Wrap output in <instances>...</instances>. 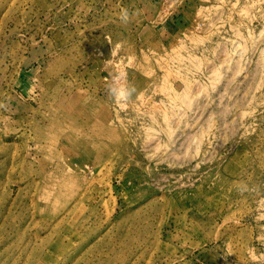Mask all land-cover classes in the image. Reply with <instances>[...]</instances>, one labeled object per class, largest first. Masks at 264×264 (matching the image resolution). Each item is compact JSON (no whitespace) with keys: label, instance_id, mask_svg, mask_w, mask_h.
<instances>
[{"label":"rangeland","instance_id":"rangeland-1","mask_svg":"<svg viewBox=\"0 0 264 264\" xmlns=\"http://www.w3.org/2000/svg\"><path fill=\"white\" fill-rule=\"evenodd\" d=\"M0 264H264V0H0Z\"/></svg>","mask_w":264,"mask_h":264},{"label":"clouds","instance_id":"clouds-1","mask_svg":"<svg viewBox=\"0 0 264 264\" xmlns=\"http://www.w3.org/2000/svg\"><path fill=\"white\" fill-rule=\"evenodd\" d=\"M121 20L124 22H127L128 20V12L126 9L122 10ZM123 78H124L123 74L114 78V85L111 88L112 95L119 100H126L130 98L132 94L135 92V89L133 87H130L125 83H121Z\"/></svg>","mask_w":264,"mask_h":264}]
</instances>
